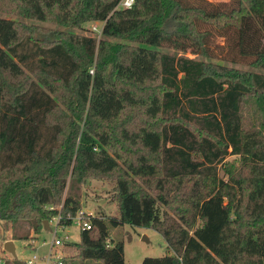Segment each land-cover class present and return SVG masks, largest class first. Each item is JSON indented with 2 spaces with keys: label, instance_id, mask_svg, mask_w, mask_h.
Here are the masks:
<instances>
[{
  "label": "trees",
  "instance_id": "1",
  "mask_svg": "<svg viewBox=\"0 0 264 264\" xmlns=\"http://www.w3.org/2000/svg\"><path fill=\"white\" fill-rule=\"evenodd\" d=\"M119 2L0 0V221L12 240L70 226L69 181L117 172V216L91 217L65 258L124 264L107 221L162 236L171 253L142 264H264V133L242 119L264 74L227 66L264 71V0ZM89 22L100 39L73 33Z\"/></svg>",
  "mask_w": 264,
  "mask_h": 264
},
{
  "label": "rangeland",
  "instance_id": "2",
  "mask_svg": "<svg viewBox=\"0 0 264 264\" xmlns=\"http://www.w3.org/2000/svg\"><path fill=\"white\" fill-rule=\"evenodd\" d=\"M211 3H229L230 0H207ZM0 17H6L0 14ZM23 21V20H21ZM32 25L56 29L55 25L49 23H40L37 21L29 22ZM93 26L100 30L103 24L101 22H89L85 23L83 30H73V33L80 36H89L92 38L100 39V35L93 31ZM217 44L222 43V39L216 40ZM160 51L168 54H175L173 50L161 49ZM184 57L195 58L190 53L186 52L181 54ZM242 72L254 71L264 74V71L253 70L246 65H230ZM242 119L243 126L248 131L256 133H264V94L249 95L242 101ZM85 126L81 123L80 131H83ZM236 157L230 155L225 160L233 162ZM219 176H224L221 164L218 165ZM121 176L120 173H93L82 182L69 181L65 189V193L72 194L80 201V209L84 215L81 218L86 220L92 214L94 216H100L105 214L107 217L117 216L118 206L115 194L116 180ZM185 184V183H183ZM259 204V208L256 205ZM250 213L255 211L264 210V191H257L251 195ZM163 208V207H162ZM256 208H258L256 210ZM55 217V216H54ZM53 218V217H52ZM76 221V220H75ZM51 227L54 226V222H49ZM107 234L110 239V243L122 242L123 244V259L124 264H142L145 257H161L171 253L167 247V244L163 240L162 236L150 227H134L128 224L112 226L106 221ZM80 225L73 222L70 226L64 229H58L55 233L57 238L63 239L66 242H75L79 239ZM53 233L43 229L39 234L35 235L30 233L28 239H11L12 228L9 221H0V264H24V261L28 259L34 252L38 254L44 253L51 240L53 239ZM145 236V238H144ZM67 237V239H65ZM12 240L15 247V255L5 251L3 249L6 241ZM66 254V253H65ZM74 251H69L70 257L65 258L64 264H104L92 259L81 260L79 257H75Z\"/></svg>",
  "mask_w": 264,
  "mask_h": 264
},
{
  "label": "built area",
  "instance_id": "3",
  "mask_svg": "<svg viewBox=\"0 0 264 264\" xmlns=\"http://www.w3.org/2000/svg\"><path fill=\"white\" fill-rule=\"evenodd\" d=\"M135 0H120L117 9H123L127 10L130 9L134 5ZM103 27V26H102ZM102 27L100 30H97L96 26H93V31L101 33ZM83 213L81 211H77L74 216H70V213L67 214V217L71 218V222H75L76 224L80 225V230H89L92 227L91 223V217L94 215L92 214L90 217H88L86 220H81L83 217ZM61 218L60 214H57L55 217H53L50 222H54V226L51 227V232L53 233V239L51 240L47 250L42 253L38 254L34 252L28 259L24 261V264H64V258L66 256L64 250H63V245H64V240L57 238L55 236V233L58 231V229H64L65 226L59 225L58 222ZM76 220V221H75ZM67 239V237H65ZM107 244L110 243V239L107 238L106 240Z\"/></svg>",
  "mask_w": 264,
  "mask_h": 264
},
{
  "label": "water",
  "instance_id": "4",
  "mask_svg": "<svg viewBox=\"0 0 264 264\" xmlns=\"http://www.w3.org/2000/svg\"><path fill=\"white\" fill-rule=\"evenodd\" d=\"M43 229L48 230V231H50V232L52 231V230H51V227H50V225H49V222H48L47 220H44V221H43ZM144 238H145V236H144ZM3 249H4L5 251L11 253L12 255H15V247H14V244H13L12 240L6 241V242L4 243V247H3Z\"/></svg>",
  "mask_w": 264,
  "mask_h": 264
},
{
  "label": "crops",
  "instance_id": "5",
  "mask_svg": "<svg viewBox=\"0 0 264 264\" xmlns=\"http://www.w3.org/2000/svg\"><path fill=\"white\" fill-rule=\"evenodd\" d=\"M256 207H258V208H259V204H258V205H256ZM258 208H256V210H257Z\"/></svg>",
  "mask_w": 264,
  "mask_h": 264
}]
</instances>
